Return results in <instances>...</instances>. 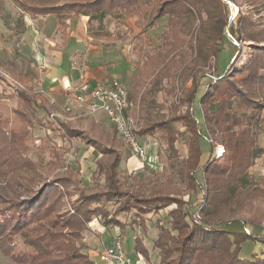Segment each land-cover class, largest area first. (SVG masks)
<instances>
[{"label":"trees","instance_id":"obj_1","mask_svg":"<svg viewBox=\"0 0 264 264\" xmlns=\"http://www.w3.org/2000/svg\"><path fill=\"white\" fill-rule=\"evenodd\" d=\"M15 1L25 13L36 17L52 14L63 25L69 18L89 16L90 25L93 21L98 22L97 29L91 31L96 38H117L105 30V17L121 21L125 16L137 15L142 28L134 36L139 54L143 52L147 31L159 18L168 15L162 45L154 52L142 53L144 63L138 65L132 75L128 96L130 104L139 110L136 135H151L158 139L157 155L163 167L161 171L146 167L144 173L126 174L123 178L126 169H121V163L131 153L122 152L123 144L115 127L112 137L104 140L93 138L70 122L60 121L65 136L80 139L102 154L93 174H104L106 184L103 188L88 189L80 177L79 161L76 166L69 163L66 169L56 172L67 161L65 154L70 148L54 142L53 147L39 146L33 154L26 138L38 122L52 126L50 120L43 122L39 117L40 109L49 110V100L40 92L18 89V104L13 109L17 127L0 128V176L6 181L4 191L0 193L2 253L10 257L21 243L26 250L17 258L19 263L96 264L89 253L83 251L87 248L83 231L88 229V223L95 215L101 216L104 226L119 227L123 237L130 223L146 225L147 213L157 214L176 203L166 218L159 217L155 223L158 233L153 239V248L158 249L159 264H264V251L254 254L253 258L241 256L243 241L264 242V236L246 230L231 231L226 226L236 219L223 218V211H235L234 201L264 193V175L257 179L250 172L255 159L264 154L258 141L259 133L264 131V25L251 15L240 14L239 27L235 28L229 21L226 0ZM245 1L253 7L264 8V0ZM197 20L198 28L194 27ZM228 34L237 35L243 43L251 41V51L239 66L215 75L201 94L199 103L206 130L226 147L222 158L202 164V136L197 130V117L192 107L200 74L210 67L211 57H215V64L218 62ZM180 57L184 66L179 75L184 82L190 81V85L183 88L179 101H169L166 96L160 101L161 92L174 95L177 89L172 71L178 70L176 64H180ZM183 106L186 107L184 112ZM166 109L172 114L166 115ZM52 127L56 130V126ZM160 130L163 133L157 137ZM178 140L185 141L188 147L187 156L179 164L173 161L178 155L175 147ZM202 166L209 192L202 218L196 221L183 196L199 188L195 173ZM38 167H46L53 175L32 182L35 177L21 173L28 168L36 171ZM72 188L78 190V196L72 202L73 211L60 212L64 198L71 199L75 192ZM109 204L115 208H110ZM132 212L135 217L131 222L121 218L122 214ZM246 224L261 226L253 222ZM135 235V250L148 256L143 236Z\"/></svg>","mask_w":264,"mask_h":264},{"label":"rangeland","instance_id":"obj_2","mask_svg":"<svg viewBox=\"0 0 264 264\" xmlns=\"http://www.w3.org/2000/svg\"><path fill=\"white\" fill-rule=\"evenodd\" d=\"M226 1L229 6V21L233 22L235 28L239 27L237 19L240 14H243L245 16L251 15L254 20L264 25V8L261 9L260 6L253 7V5L249 4L245 0ZM0 6L2 7V19L0 20V116L2 119L0 120V128L9 130L10 128L17 127V119L13 112V109L18 104V98L16 96L17 90L21 89L23 91L29 92H40L47 97L49 93L54 92V88H48L47 85L44 84V75H46L45 71L48 67L47 63L48 61H51V59H53L52 49H61L64 44L66 42H69V40L73 36L81 37V35L85 36V33L89 31H95L98 27V22L94 21L89 26L86 23V27L85 25L84 27H77V21L81 22L83 21V18H69L67 20V25H63L59 21H57V25L55 26V28L52 27L50 28V30H47V28L44 26L45 23H47V20L45 18L41 16L36 17L32 16L29 13H25L24 10L19 6L18 2H16L15 0H0ZM126 19L131 23H133L132 21L135 22V26L133 28L134 32H130V29H126L125 26H122V23L120 24V21H118V25H121L123 27L122 30H125V33H127L126 39H124L122 45L123 47L125 46V48H128L131 52L133 66L131 68L132 70H130V73H132L138 65H143V60L145 59V56H142L143 52H154L158 49V47L162 45V33L167 28L168 15L159 18L156 21L155 26L151 27L147 31V33L145 34L143 52L141 54H139V50L135 47L136 39L133 38L134 34L141 30L140 27L136 25L138 16L132 15L126 17ZM71 20L72 22H70ZM111 23L112 25L110 24V26L114 28V22ZM196 26L197 28L199 26L198 20L196 21V25L194 27ZM197 28L196 32H194V37H196ZM119 31L121 33V30ZM226 31H228V28L226 29ZM90 41L91 40L88 39L87 46H89ZM95 43L100 42L96 41ZM251 45V41L243 43L241 40L237 39V35L231 36L230 34H228V39L223 44V50L218 55V62L215 64V57H211L209 63L210 67L208 66V64L206 72L200 74L199 88L192 110L197 117V130L199 129L202 132L201 144L204 151L202 164H205V162L208 160L212 161L214 159L222 158V155L226 151V147L223 143H219V141H217L215 137L208 133V131L206 130L203 113L201 111L199 103L201 94L203 93L205 88H207L209 82L215 75L221 74L228 68L239 66L241 63H243L248 58L247 56L251 51ZM178 60L180 62L178 66L176 64V68L178 67V70L172 71L176 77L175 81L177 84V89L175 90L174 95L169 94L165 91L161 92L159 96L160 101H162L165 96L168 97L169 101H179L184 92L183 88L190 85V81L184 82L183 77L179 75V70L184 66V62H182L181 64V61L183 60L182 57L178 58ZM76 61L72 62V66L76 65ZM174 67L175 66H173V69H176ZM127 72L128 71H126V73L124 74V80H126L125 77L127 75ZM163 82L167 83L166 79H164ZM69 99L70 97L68 96L66 99V104L63 108H58L61 103H58V105L57 102H54V105L52 107H49L48 111H45L43 109L39 110V117L42 119V121L44 122L46 120H50L52 122V126H56V130L53 129V127L50 126V124L47 122H45L44 124L40 122L36 123L35 128L30 129L29 131L31 132L32 130V132L29 133L26 137L27 143L30 147V151L31 153L35 154L39 146L42 147L47 144L50 145L49 147H53L54 142L58 145L68 146L70 148V151L65 154V157L67 156V161L64 165L58 168L56 172L66 169L69 163H72L76 166L77 161H79L80 177L87 188H103L106 184L105 175L102 174L101 176H96L95 174H93L97 169V161L102 154L95 150V147L87 145L80 139H70L65 136L60 121L70 122L72 126L81 128L82 130L89 133V135L93 138L104 140H108L112 137L111 132H113V127L115 126L110 123L108 114L103 110H99L93 115L89 114L87 109H81L79 107L73 106L71 111H66L65 107L70 106L71 103ZM57 101L59 100L57 99ZM185 108L186 107L183 106L181 110H183L184 112ZM167 110L168 109L164 110L166 112V115L172 114V111L168 112L169 110ZM181 124L179 123L181 128L184 129ZM138 129L139 127L137 128V130ZM162 133V130H160L157 132L156 136L161 137ZM203 134H206L208 137H210L208 138L209 141L206 140L205 137H203ZM49 136L51 139L48 138ZM145 136L147 140L146 143L149 146L151 144V146L154 145L157 148L158 139L151 135ZM262 136L263 131L260 132L258 136L260 145L263 144L261 142ZM117 137L122 141V152L124 154H126L128 151H130V153H133L128 141L123 139L118 133ZM143 140L145 141V138H140L139 143L146 147V145L143 143ZM149 146H147V149L149 148ZM175 147L177 149L178 155L177 158H174L173 161L174 163L179 164L180 161L187 156L188 147L186 142L183 140L176 141ZM164 151L167 152V150ZM46 155V158L48 159V152L46 153ZM146 160L150 161V159L146 158L145 160H142L145 163V168L147 167V169H150L151 171L162 170L163 165H159V168H156L152 164H146ZM153 160L156 164L157 162H159L156 156L153 158ZM124 165L125 164L122 162V170L124 169ZM144 167H142V169L131 168V170L129 168H125L126 170H123L122 177H126V174L134 175L139 171L141 173H144ZM203 167L204 166H202L201 169L195 173V177L199 182V188L197 187V190L192 193L193 195L191 193H187L183 196L184 201L190 204L188 207L189 210L191 209L192 213L197 211L200 207H202L203 209L207 205L206 201L208 198L209 186L204 177ZM263 169L264 161L261 156L255 159V163L251 166L250 172L253 173L257 179H259L261 175H264L262 174ZM21 173L22 175H26L30 178L35 177L32 182H37L38 180L41 181V179H43L44 177L53 175L46 170V167H38L36 168V171L28 168ZM175 179L181 185V187H184V185L179 182L178 177H176ZM5 184V178L0 176V193L4 191L3 186H5ZM74 191L75 192L73 193L71 199H69L68 197L64 198V206L61 208L60 212H64L66 210L73 211L72 202L78 196V190L74 189ZM189 194H191L192 196H190ZM176 206V203L166 206L157 214L152 212L147 213L145 216L146 225L142 226L136 222V224H134L133 222L126 227L125 233L123 235V243L127 253L130 256L134 257L135 254V232L143 235L145 243L151 248V242L154 239V233L156 231V220L159 217L166 218L167 212L171 208ZM232 206L235 207V211H223V218L225 220L236 219L235 222L226 226L227 229L234 232H242L244 226L249 227L253 234L264 236V193H258L255 196L250 197H243L239 200L234 201ZM109 207L113 209L115 208L112 204H109ZM134 217L135 215L133 212L121 215V218L128 222H131ZM247 222L258 223L261 226L256 227L254 224H246ZM88 226V229L83 231L84 240L87 244V248H85L83 251L88 252L89 255L92 254V256L90 257L95 261L96 264H107L106 262L102 261L99 256H93V250H96L97 246L95 243L91 244V238H95L98 233L102 232L101 216L95 215L88 223ZM111 240L112 234L106 233L102 237L103 243H100L99 248L101 247L103 249L105 246L111 243ZM241 246L242 257L253 258L254 254H261L264 251V242L261 241H250L248 239L243 241ZM89 247H91V249H88ZM25 250L26 248L23 247L21 243L17 245V247L12 251L10 257L5 256L0 250V264H27L19 263L16 261L17 258L22 255L23 252H25ZM139 257L141 256L139 255Z\"/></svg>","mask_w":264,"mask_h":264},{"label":"crops","instance_id":"obj_3","mask_svg":"<svg viewBox=\"0 0 264 264\" xmlns=\"http://www.w3.org/2000/svg\"><path fill=\"white\" fill-rule=\"evenodd\" d=\"M137 16V15H134ZM47 20V23H45V27L47 30H50V28H55L57 25L58 19L53 16L52 14H48L45 16H41ZM83 18V21L79 22L77 21V27H86V23L89 26V16H80ZM125 16L121 21L122 26L124 25L126 29H130V32H134V26L135 22L133 23L129 22ZM73 18H79V17H73ZM139 20V17H138ZM138 20L136 22V25L138 27ZM72 22V20L70 21ZM75 22V21H74ZM94 22V21H93ZM111 22H114V28L110 26L112 25ZM103 23L105 25V30L112 32L114 35L117 36L116 39H106V38H96L92 35V32L88 31L85 33V36L79 37H71L69 42H66L64 46L61 49H52V58L51 61H48L47 63V70L46 75H44V84L47 85L48 88L53 89L54 92H51L48 94V100L50 103V107L54 105V102L61 103L58 108H63L66 104V99L69 96L70 93H80V86L82 83L87 81L90 85V89H92L98 82L103 83H110V82H119V83H125L129 86L130 80L132 78V73H130V70H132V56L131 52L128 48L123 47L122 42L124 39H126L127 33H125V30H122V26L118 25V21L111 16H107L104 18ZM117 23V24H116ZM68 22L65 24L67 25ZM140 31H142V28L140 27ZM121 30V33L120 31ZM139 32L135 33L138 34ZM96 38V39H95ZM134 38V37H133ZM88 39L91 40L88 44ZM96 41L100 43H95ZM76 61V65L72 66V62ZM134 64V63H133ZM127 72L126 80L123 79L124 74ZM125 71V72H124ZM130 73V74H129ZM41 80V77H40ZM56 91V92H55ZM56 93V94H54ZM66 98V99H65ZM57 99L59 101H57ZM65 101V102H64ZM133 109L136 110L133 106ZM94 115V114H93ZM100 121V120H99ZM111 123V121H110ZM112 124V123H111ZM113 126V125H112ZM114 128V127H113ZM145 138V141L143 142L146 147L149 146L146 142V136H141L139 139ZM261 142L263 143L260 145L261 147H264V131L263 136L261 137ZM95 149V148H94ZM96 150V149H95ZM147 159H150V161L146 160V164H152L154 167L159 168V165H162L159 161L158 155H157V148L150 144L149 148L147 149ZM158 158L157 164L153 160L154 157ZM262 159L264 161V154L262 155ZM130 162V164H129ZM124 169L131 168H141L145 166L144 161H142L137 155H134L131 153V156L123 161ZM148 166V165H147ZM145 168V167H144ZM262 174H264V169ZM102 232L98 233L95 238H91V244H96V250L94 249L93 256H97V253L101 251L99 248V245L102 241L103 235L106 233L112 234V239L115 235L120 233L119 227L110 228L106 227L101 223ZM111 230V231H110ZM155 236H157L158 229L155 228ZM243 230H246L247 232H250L251 229L249 227H244ZM113 231V232H112ZM137 232H135L136 234ZM140 234V233H139ZM141 235V234H140ZM143 236V235H142ZM145 243V241H144ZM146 244V243H145ZM146 247L148 248L149 255H142L141 253H138L135 250L134 259L135 264H159L158 259V249L153 248V241L151 242V248L146 244ZM95 248V247H94ZM88 249H91L89 247ZM89 251V250H88ZM141 257H139V255ZM92 256V254L90 255ZM93 257V258H94Z\"/></svg>","mask_w":264,"mask_h":264},{"label":"built area","instance_id":"obj_4","mask_svg":"<svg viewBox=\"0 0 264 264\" xmlns=\"http://www.w3.org/2000/svg\"><path fill=\"white\" fill-rule=\"evenodd\" d=\"M80 93H70V106H66V111H71L73 106L87 109L89 114H94L99 110L105 111L111 123L115 126L117 133L128 141L135 155L140 159L147 158V147L139 143L136 135L139 127V110L133 109L129 102V86L125 83L98 82L92 89L87 81L81 84ZM202 134V132L200 131ZM203 136L208 140L206 134ZM209 141V140H208ZM194 220L200 221L202 218V207L193 213ZM97 256L107 264H135L123 243V237L118 233L111 243L97 253Z\"/></svg>","mask_w":264,"mask_h":264}]
</instances>
